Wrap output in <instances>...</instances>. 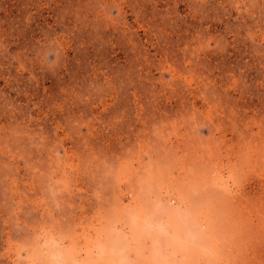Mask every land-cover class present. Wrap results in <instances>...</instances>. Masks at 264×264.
I'll return each mask as SVG.
<instances>
[{
    "label": "rangeland",
    "instance_id": "obj_1",
    "mask_svg": "<svg viewBox=\"0 0 264 264\" xmlns=\"http://www.w3.org/2000/svg\"><path fill=\"white\" fill-rule=\"evenodd\" d=\"M0 264H264V0H0Z\"/></svg>",
    "mask_w": 264,
    "mask_h": 264
}]
</instances>
